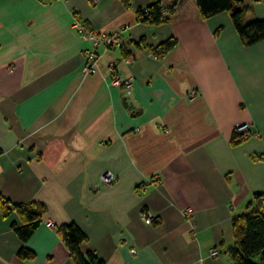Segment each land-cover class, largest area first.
Here are the masks:
<instances>
[{
  "label": "crops",
  "instance_id": "crops-1",
  "mask_svg": "<svg viewBox=\"0 0 264 264\" xmlns=\"http://www.w3.org/2000/svg\"><path fill=\"white\" fill-rule=\"evenodd\" d=\"M150 2L0 0V195L44 205L25 242L11 226L19 215L0 212V264H75L57 231L68 222L105 264H233L232 217L264 196V39L246 44L227 11L203 17L195 0L139 22ZM244 5V23L264 19V3ZM75 20L129 25L121 46L95 47L86 76L91 44ZM243 123L250 135L232 143ZM105 170L117 176L106 186ZM21 246L34 257L20 259Z\"/></svg>",
  "mask_w": 264,
  "mask_h": 264
},
{
  "label": "trees",
  "instance_id": "trees-1",
  "mask_svg": "<svg viewBox=\"0 0 264 264\" xmlns=\"http://www.w3.org/2000/svg\"><path fill=\"white\" fill-rule=\"evenodd\" d=\"M264 3V0H258ZM128 5V0H123ZM200 14L203 17L213 16L220 12L227 11L232 19L234 27L239 36L246 44H254L264 39V19H253L247 23L243 21L245 11L244 0H195ZM178 0H151L150 4L138 10L139 22L160 23L166 21L173 12ZM167 10L168 15L163 11ZM175 44L174 38H169L153 48L158 56L166 53ZM244 137L236 129L232 136V143L236 139ZM256 208L235 215L231 220V231L234 246L229 249L233 264H255L252 259L260 258L264 264V211L260 205L264 199L262 193L254 195ZM0 212L4 217L16 212L21 222H12L11 226L16 235L22 240H28L42 221L44 205L37 201L28 203L12 204L0 195ZM57 231L64 240L69 254L75 264H105L104 261L93 251H83L82 245L87 240L85 233L74 222L64 223L57 227ZM35 252L25 246L17 251L20 259H30Z\"/></svg>",
  "mask_w": 264,
  "mask_h": 264
},
{
  "label": "built area",
  "instance_id": "built-area-1",
  "mask_svg": "<svg viewBox=\"0 0 264 264\" xmlns=\"http://www.w3.org/2000/svg\"><path fill=\"white\" fill-rule=\"evenodd\" d=\"M144 11H147L144 8ZM163 14L166 16L168 15V11L164 10ZM73 28L77 31L78 36L82 40H86L91 44V48L87 51L85 56V61L80 69L82 75L86 76L89 74H93L97 71V58L98 55L96 53L95 47L99 45H103L105 47H114V46H121L122 45V38L121 32L129 28V25H124L119 32H101L95 29H90L84 27L78 20L73 22ZM110 83L112 85H123L125 88H130L132 84L131 79H123L119 75L113 74L110 78ZM239 133H241L244 137H248L251 133L250 127L247 123L238 124L235 128ZM117 179L116 174L111 170H105L99 176V184L101 185H110ZM186 216H190L192 214V209L188 208L185 211ZM146 223H151L153 221L152 217L146 216L144 218ZM46 226L53 227L52 222H46ZM131 252H135L133 249ZM219 253V249L213 248L210 251L211 255H217Z\"/></svg>",
  "mask_w": 264,
  "mask_h": 264
},
{
  "label": "rangeland",
  "instance_id": "rangeland-1",
  "mask_svg": "<svg viewBox=\"0 0 264 264\" xmlns=\"http://www.w3.org/2000/svg\"><path fill=\"white\" fill-rule=\"evenodd\" d=\"M252 261H253L255 264H261V262H260V258H259V257H255V258H253Z\"/></svg>",
  "mask_w": 264,
  "mask_h": 264
}]
</instances>
